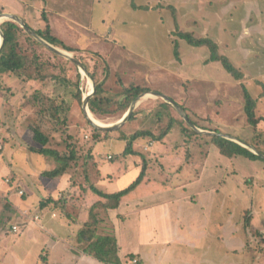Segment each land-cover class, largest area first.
I'll return each mask as SVG.
<instances>
[{
	"label": "rangeland",
	"instance_id": "obj_1",
	"mask_svg": "<svg viewBox=\"0 0 264 264\" xmlns=\"http://www.w3.org/2000/svg\"><path fill=\"white\" fill-rule=\"evenodd\" d=\"M2 11L26 18L27 22L36 28L43 26L39 24L43 22V11L51 14L49 20L55 34L76 52L53 46L78 60L86 69L85 72L82 71L71 59L46 47L47 52L35 53L47 61L49 67L52 66L46 74L44 73L45 80L28 85L22 84L23 77L14 75L2 81L8 87L18 88L17 93L15 88L12 91L0 87V142L4 145L0 151L2 190L10 185L6 180L13 181L12 178L16 176L17 179L30 183V186L32 182L33 193L40 196L51 192L53 194L58 186L65 182H68L70 188L77 189L69 192L75 195L71 199L75 200L78 194H84L79 186L83 179L73 186L69 182L72 174L55 180L41 177L43 169L52 170L56 164L52 159L44 160L30 151V146H37L32 139L30 127L37 121V115L31 107H24L23 104L35 92L41 91L46 93L41 92L44 96L55 98L58 103L66 102L69 106L68 133L78 139L80 146H89L88 135L93 126L84 114L83 100L87 95L88 83L93 87L97 81L101 82L106 78L104 75L108 70L106 87L110 92H118L122 86L130 84H140L151 91L139 96L132 115L134 118L131 117L119 130L111 131L108 139L97 144V166L103 176L99 186L106 192H118L133 182L135 167H138L140 172L142 168L138 165L140 153L148 157L147 175L156 183L176 185L184 181L179 178L177 172L182 171L191 160L187 159L188 152L186 147H183L185 142L178 132L173 133L162 144L149 139L138 140L134 145L138 152L136 156L123 153L126 142L121 139L122 134L131 135L153 129L158 135L166 127V124L159 125L149 116V112L157 108L158 102L163 100L153 93L166 95L175 102L184 103L193 120L210 129L197 127L201 131L229 135L245 143L253 142L256 133L257 140L264 138V125H261V132H255L260 123L255 127L248 122L245 98L247 90L256 101L255 117L264 118V0H0V15ZM6 21L7 19H0L1 24ZM179 32H190L197 38L214 40L219 45V54L243 73V79L235 80L222 62L207 63L210 57L209 49L189 45L179 39ZM176 43L179 45L177 48ZM176 50L179 57L176 56ZM92 73L101 78L96 79ZM75 84L79 85V90L82 91L81 102L75 97ZM157 110H160V107ZM124 115L99 119L108 125H115ZM171 115L183 119L174 107ZM65 135L56 133L53 145L57 148L64 147L62 142ZM248 144L254 148L252 144ZM196 146L199 147L198 144ZM207 151L210 154L207 155L208 159L205 156ZM165 153L168 155H164ZM189 154L195 160L207 161L201 187L208 190L206 198L213 196L210 204L214 211L208 212V222L211 223L207 224V230L203 229L206 233L200 232L206 235L197 238L198 241L192 237L193 233L186 229L185 234L188 235L181 234L175 239L177 242H172L170 235H178L169 232L170 229L174 230V225H178L173 222L177 218H171L172 212L170 225L168 218L163 215V218H144V222L140 224V243L146 263L189 264L175 252L184 254L188 250L186 245L191 247L193 243L204 244L205 252L208 253L216 250V254L209 255L215 263H227L225 261L229 260V256L222 253V247L230 245V231L237 227L242 230L239 236L242 233L244 236L243 227L249 223L252 234L256 237L252 242L254 250L251 259L248 260L246 254H241L236 256L237 262L264 264V160H251L242 155L226 157L214 145L198 149L192 147ZM168 156L175 159L179 157L182 162L170 167L168 163L176 161L173 158L168 159ZM96 169L91 166L94 182ZM78 174L75 177L79 179ZM82 185L87 187L84 182ZM218 185L221 187L217 194L209 193ZM65 193L67 192L61 191L54 199L64 198ZM171 194L166 196L170 198ZM49 197L48 195L43 201ZM6 202L0 201V247L11 248L15 253L18 248L24 253V257L28 258L27 264H32L33 255L43 249L50 237L39 231L34 233L37 237L29 238L33 234L30 231L14 235L16 233H12L13 226H20L26 220L14 218L13 213L8 210L11 205ZM69 206L70 214L76 215L75 201L69 202ZM52 209L56 214L57 210H54L53 205ZM102 216L108 218V215ZM8 218H11L9 222ZM184 222L185 226L189 225L185 218ZM135 224L134 222L133 230ZM147 224H152L154 230L146 227ZM105 226L106 224H101L99 234H104ZM109 226L112 228L111 223ZM59 231L64 233L62 229ZM112 231L113 229H109L105 234ZM126 232L124 229L123 233ZM236 234L237 232L233 235ZM196 253L201 257H209L202 255L204 251L201 246L196 248ZM16 257L20 259V255ZM41 257H46L45 251ZM52 259L59 260V254H52Z\"/></svg>",
	"mask_w": 264,
	"mask_h": 264
},
{
	"label": "trees",
	"instance_id": "obj_2",
	"mask_svg": "<svg viewBox=\"0 0 264 264\" xmlns=\"http://www.w3.org/2000/svg\"><path fill=\"white\" fill-rule=\"evenodd\" d=\"M43 1L46 2V0ZM3 12L4 11H2V13ZM41 15L43 22H40L39 24L43 26L38 28L31 25L30 22L28 23L26 18L22 19L47 42L69 52H76L74 48L65 44L55 34L54 28L49 20V18H51V14L43 11ZM1 27L5 35V45L0 51V87L7 90L11 89L13 91L15 87H8L2 81L11 78L14 75L23 77V81H21L22 84L28 85L32 84V82L45 80V74L52 66L49 67L46 64L48 62L42 60L41 57L35 53L39 51H43V53L47 52V48L29 35L24 28H22L20 24L15 21H6L1 25ZM177 35L179 39L186 41L193 47H207L210 51V57L207 60V63L222 62L224 68L234 77L235 80L240 81L243 79V73L234 68V66L230 64L224 56L219 54V45L214 40L210 38H197L190 32H179ZM175 47L177 48L179 45L176 43ZM27 50L32 53H29ZM175 53L176 56L179 57L177 50ZM55 57H57V55H55ZM108 72L104 75L106 77L105 79L103 78L101 82H96V93L89 103L90 112L95 118L98 117L97 119L109 117L111 115L116 116L119 114H126L134 100H136L140 95L151 91V89L144 88L140 84H130L122 86L121 90L118 92H113L112 90L110 92V89L106 87L107 78L109 79ZM93 75L96 77L95 74ZM94 76L93 78H95ZM100 78L96 77L98 80ZM75 87L77 89L75 97L81 102L82 91L79 90V85L75 84ZM15 91L18 93V88H15ZM41 92L46 94L43 91ZM41 92H35V94L32 97H29L23 104L24 107H31L33 112L37 115V121L30 126L33 133L32 139L37 146H30V151L43 157L44 160L52 159L56 164L54 169L44 170L40 175L43 178L55 180L72 174L69 182H71L73 186L77 184V181L83 179V182L87 184V187H84V185H82L83 182H80L79 186L82 192H84L87 197L98 198V201L93 207H91L89 216L79 231L77 242L80 244V247L84 249L85 253L95 257L103 264H122V259L119 256L120 247L116 238V231L113 230L110 234H105L107 233V230H109V228L105 226V235L99 234L101 224L106 221V218H103L102 216L104 215V211L106 212L110 209L119 208L121 202L130 199L131 194L134 193L141 185H145L147 187L149 185H163H156L155 180L151 179L150 175H147L146 164L148 159L143 153H140V156H143V161L146 162V164L142 167L139 177L131 185L113 194L104 193L98 189L97 182L100 181L102 176L98 170L97 156L95 153L97 151L95 150L98 143L109 138L108 135L110 132L91 127L92 131L88 135L90 139L89 146H80L78 139L74 135L69 134L67 131V113L69 111L67 103L64 101L58 103L55 98H48ZM245 98L248 122L255 127H257L258 123H260L255 132H261V125H264V118L258 119L255 117L254 109L256 101L249 95L247 90H245ZM160 101L161 102H158L160 110H157L158 107L154 108L155 110L153 109L149 112V116L154 118L156 123L159 125L166 124V127L158 135L153 131V129L138 131L131 135L122 134L121 139L126 142V147L123 152L124 155L138 154L137 150L134 148V145L138 140L149 139L162 144L173 133L178 132L184 139L183 141L185 143L183 144V147H186V151L188 152L186 155L187 159H193V156H190L189 154L192 147L193 149H198L207 145H214L219 149L220 153L226 157L231 158L237 155H242L251 160H264L261 156L254 154L252 151L236 142L227 140L219 135H205L194 131L182 118H175L171 115V110L173 109L171 104L163 100ZM176 103L184 109L190 121L195 126L203 130H210L201 126L198 121L193 120L189 114L187 106L184 103H179L177 101ZM132 118H134V116H132ZM56 133H61L63 136L66 134L65 138L63 137L62 142L64 147L57 148L53 145ZM248 143L252 144L254 148L264 155V138L257 140L256 133L254 141ZM196 144H198L199 147H197ZM208 154L209 153L207 151L205 156ZM91 166L97 168V176L94 179L96 182L92 181ZM72 171L73 173H71ZM77 173H79V179L75 177ZM149 187L151 188V186ZM69 192H67L65 197L60 200L54 199L52 196H50L46 201L42 200L39 208L45 209L50 207L52 209L53 205L54 210L60 211L62 214H66L71 222H75V218H79L80 215L79 213L75 215L70 214L69 212L71 209V206L68 207L69 202L74 201L69 197V194H71ZM10 220L11 218L7 219L8 222Z\"/></svg>",
	"mask_w": 264,
	"mask_h": 264
},
{
	"label": "crops",
	"instance_id": "obj_3",
	"mask_svg": "<svg viewBox=\"0 0 264 264\" xmlns=\"http://www.w3.org/2000/svg\"><path fill=\"white\" fill-rule=\"evenodd\" d=\"M58 14L66 13L58 12ZM3 146V143L0 142V151L3 150ZM164 155L168 154L165 153ZM145 157L148 159L147 156ZM168 157V159L173 158L170 156ZM208 158L209 156L207 157L206 155V159ZM173 159L176 162L171 161L168 163V166L171 167L173 165H176L177 163L180 164L182 162L179 157ZM206 159L203 161H199L198 159H190L191 161L188 163L189 165L184 166L182 171L177 172L179 178H183L182 180L184 181H180L176 185H149L152 189L149 186L147 187L145 185H141L134 193L131 194L130 199L121 202L119 208L110 209L106 212L104 211V215H108V218H106L104 224H106V226L110 230L113 229L114 231H116V238L120 247L119 256L122 259V264H147L146 257L143 256V247L140 243V224L144 222V218H163V216H165V218H168V225H170V215L172 212L171 218H177V220H173V222L174 224H178L173 226L174 230H169L168 228L169 232H173L176 235L178 234L176 237L170 235L172 242H177L175 239H178L181 234L188 235L185 234L187 233L186 229L189 231V233H193L192 237H195V240L197 241V238L206 235V232L203 231V229L207 230V224L211 223L208 222V212L209 210L214 211V207L210 204L212 203L213 196L210 199L206 198L208 197V190L202 189L201 187L202 181L204 179V172L206 169ZM145 164L146 162L143 161V156L141 155L138 165L139 167L140 165L143 167ZM135 169L136 175H134L133 177V182L140 175V169H138V167H135ZM186 170H188L187 173ZM183 176H191V178L185 179ZM12 179L13 181L16 180L18 182H13L10 179L6 180V183L9 181L8 184L10 185H8V187L4 190L0 188V201H7L6 203H9L11 205V207H8V210L13 213L12 215H14V218H24L26 220L23 221V224H21L20 226L17 224L14 225L13 227H17V231H12V233H16L14 235H21L23 231H30L31 233H33L29 236L30 238L32 236L37 237V235L34 233H37L39 231L42 233H46V235L50 237V240L46 242L43 249L33 255L32 264H65L66 261L68 262V264H103L95 257L85 253L84 249L80 247V244L77 242L79 231L83 223L87 220L91 207H93L94 204L98 201V198L87 197L86 194H78L74 200L78 207H73L76 208V210L74 211H77L80 216L79 218H75V222H71L66 214H63V216L59 211H56V214H54V211H52V209L48 207L45 209L39 208L40 202L48 195H52V197L54 198L61 191L62 193H64L69 191L74 192L77 190H75V188H70L68 182L59 185L57 190H55L53 194L51 192L46 196H40L33 193L31 187L32 182L30 186V183H27L24 179L19 180L16 176H14V178ZM102 179L103 176L100 181ZM100 181L97 182V188L104 193H109L100 188ZM132 183H130V185ZM156 185H158V183H156ZM220 187L221 185L214 187L209 193L212 194V192H214L215 194H217ZM68 188L70 189L67 190ZM20 189L25 191V194L23 196L19 194ZM46 190H48V188H46ZM170 193H172V196L169 198V196L166 195ZM71 195L69 196L70 198H73L75 196L73 194ZM74 201H70V203H74ZM82 211L83 214L81 215ZM3 216L4 214H2L1 218H3ZM10 216L11 215L9 214L8 217ZM184 218L186 220V223L189 224L188 226H185ZM131 222L133 224H131ZM134 222L136 223V226L133 230L132 227H134ZM109 223H111L112 228L109 226ZM146 227H150L154 230L152 224H147ZM177 228L181 229L179 230ZM251 228V224L249 223L244 225V236L243 233L239 236V233L242 230L237 227H234L230 231V245L222 247L224 249L222 253L224 252L225 254H228L229 260L225 261L227 263L222 262V264H238V258L236 256L241 254H246L248 256V260L251 259V253L254 250L252 247V242L256 240V237L252 234ZM59 229L64 230V233H61ZM124 229L125 231H127L126 233H123ZM108 231L109 230H107V232ZM200 232L205 233L200 234ZM235 232H237V234L233 235L235 234ZM203 245L204 244L194 243L191 245V247H189V245H186L188 248L186 253L183 254L179 253V251H176L175 254L179 255L182 258H185L186 262L189 264H217L214 262L212 256H209L216 254L217 251L215 250L214 252L209 253L205 252V248ZM179 246L180 244L178 245V247ZM199 246L203 248L204 253H202V255L205 254V256L209 257H201V255H198L196 253V248H198ZM43 251H45L46 257H41ZM16 252L17 253H15V251L11 248L7 249L0 247V264H27L28 258L26 256L24 257V253L20 252L18 248L16 249ZM54 253L59 254V260L54 261L52 259V254ZM229 254H234L235 256ZM17 255H20V259L16 257ZM11 259H13V261Z\"/></svg>",
	"mask_w": 264,
	"mask_h": 264
},
{
	"label": "water",
	"instance_id": "obj_4",
	"mask_svg": "<svg viewBox=\"0 0 264 264\" xmlns=\"http://www.w3.org/2000/svg\"><path fill=\"white\" fill-rule=\"evenodd\" d=\"M0 19H7V21H15L17 23L20 24V26L22 28H24V30L31 35L34 39H36L38 42H40L42 45H44L45 47H47L48 49H50L51 51L57 53V54H61L69 59H71L72 61H74L79 68L82 69V71H86L85 67L82 65V63H80L78 60L71 58V56H69L68 54H66L65 52L59 50L58 48L54 47L53 45H51L49 42H47L46 40H44L42 37H40L32 28H30L25 21L20 18L19 16L15 15V14H11V13H2L0 15ZM1 23H0V36H1V41H0V51L3 49L4 45H5V35L2 31V27H1ZM84 71V72H85ZM96 93V85L93 86V92L91 94H89L88 97H85L83 100V109H84V114L86 115L87 120L89 121V123L96 129L102 130V131H107V132H111V131H117L119 130L121 127H123L125 125V123L132 117L133 113L135 112V107L137 104V101L140 99V97H138L136 100H134L130 106V109L127 111V113L123 116V118L115 125H108L106 124V126H101L96 124L95 122H93L90 117H89V112H90V108H89V103L90 100L94 97ZM155 96L162 98L163 100H165L166 102H168L169 104H171L183 117V119L185 120V122L188 124V126L190 128H192L194 131L199 132V133H206V134H211V135H219L227 140L236 142L241 144L243 147L249 149L250 151H252L254 154L261 156L262 159H264V155L261 154L258 150H256L255 148H253L251 145H249L248 143H245L237 138H234L232 136L229 135H225V134H221V133H210L207 131H201L200 129L197 128V126H195L190 119L188 118V116L185 114L184 110L181 108V106L179 104H177L173 99H171L170 97L166 96V95H162L159 93H153Z\"/></svg>",
	"mask_w": 264,
	"mask_h": 264
},
{
	"label": "bare ground",
	"instance_id": "obj_5",
	"mask_svg": "<svg viewBox=\"0 0 264 264\" xmlns=\"http://www.w3.org/2000/svg\"><path fill=\"white\" fill-rule=\"evenodd\" d=\"M92 92H93V87H92V84L89 82L88 83V90H87L86 97H88L89 94H91ZM89 117L96 124L101 125V126H106V123H104L102 120H99V119L95 118L94 115L91 112H89Z\"/></svg>",
	"mask_w": 264,
	"mask_h": 264
},
{
	"label": "built area",
	"instance_id": "obj_6",
	"mask_svg": "<svg viewBox=\"0 0 264 264\" xmlns=\"http://www.w3.org/2000/svg\"><path fill=\"white\" fill-rule=\"evenodd\" d=\"M8 182H9V181H8ZM19 194H20L21 196H23V195L25 194V191L22 190V189H20V190H19ZM13 231L16 232V231H17V227H13Z\"/></svg>",
	"mask_w": 264,
	"mask_h": 264
}]
</instances>
